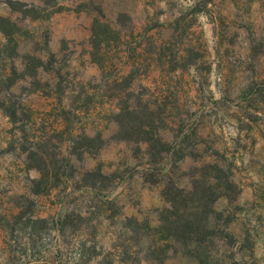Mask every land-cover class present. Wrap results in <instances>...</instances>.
Instances as JSON below:
<instances>
[{"label":"rangeland","instance_id":"1","mask_svg":"<svg viewBox=\"0 0 264 264\" xmlns=\"http://www.w3.org/2000/svg\"><path fill=\"white\" fill-rule=\"evenodd\" d=\"M0 16V264H264V0ZM136 102L152 142L118 135ZM177 217L207 228L178 242Z\"/></svg>","mask_w":264,"mask_h":264},{"label":"trees","instance_id":"2","mask_svg":"<svg viewBox=\"0 0 264 264\" xmlns=\"http://www.w3.org/2000/svg\"><path fill=\"white\" fill-rule=\"evenodd\" d=\"M4 21L5 18L0 16V25H2ZM9 40L12 41L11 39H8V41ZM14 113L15 110H13V112L11 111L9 114ZM156 113L157 111L155 112L146 104L141 105L140 102L122 105L117 111L115 120L118 128V135L123 139L136 138V140L152 142V138L158 130V127L154 123ZM202 199H204V195ZM164 220L165 223L162 228L163 232L166 234L165 236H169L178 242H194L197 236L201 234L200 232L204 228H207L204 225L201 226L200 229L195 230L199 225H195L191 219H183L182 217H177L172 221H169L167 218Z\"/></svg>","mask_w":264,"mask_h":264}]
</instances>
